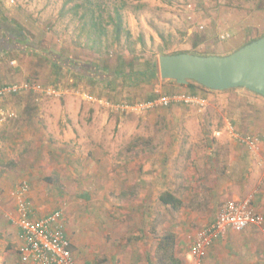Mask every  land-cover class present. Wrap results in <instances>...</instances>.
<instances>
[{
    "label": "rangeland",
    "instance_id": "1",
    "mask_svg": "<svg viewBox=\"0 0 264 264\" xmlns=\"http://www.w3.org/2000/svg\"><path fill=\"white\" fill-rule=\"evenodd\" d=\"M116 9L122 15L123 27L131 33H122L120 41L114 40L112 17ZM92 11L96 24L91 21ZM100 29H104L102 39L96 41ZM0 30L3 35H15L14 50L10 45L9 53L0 51L2 82L8 78L2 73L8 75L13 67L19 70L9 76L14 83L25 82L36 74L37 67L39 75L56 70L48 61L56 54L64 61L71 60L67 69L88 66L81 68L87 69L81 76L88 79H79L80 88H72L66 76L74 73L66 74L64 67L57 70L59 75L52 71L47 81H43L45 75L40 80L46 84L64 80L68 90L56 87L61 93L25 92L7 97L4 104L13 107L17 116L0 127V173L13 175L7 188L26 180L30 189L42 193L37 198L44 202L46 212L42 215L53 209L63 211L66 232L80 264H156L158 240L166 231L176 233V254L187 264L193 236L204 223L188 211L194 201L184 202V207L174 211L160 203L159 195L168 190L190 198L188 191L198 189L197 181L210 174L205 165L217 157V144L234 142L244 158L258 166L250 189L242 190V197H250L254 205L257 195L263 194L264 145L253 151L240 144L234 134L243 133L242 129L229 114L237 108L240 117L264 118V105L253 96L259 94L240 87L224 91L196 85L200 89L196 94L206 99L203 109L179 102L181 108L192 112L190 120L173 114L170 124L169 113L164 111L167 106L143 114L125 113L86 96H105L117 103L142 102L152 92L155 97L183 91L188 94L190 89H180L184 84L161 78L159 55L231 54L264 34V0H0ZM2 47H7L6 40L0 42ZM154 61L158 65L156 77H139L133 82L124 76ZM45 63L49 64L46 69ZM119 70L124 73L114 77ZM223 93L240 97L225 101ZM93 103L98 105L89 108ZM79 105L78 121L74 122L72 110ZM41 109L49 118L40 114ZM249 122L245 130L260 127ZM73 123L80 127L76 124V130H70ZM89 131L87 143L82 135ZM193 148L198 159L193 157ZM243 164L245 169L250 166L246 160ZM243 176L247 180L252 177ZM31 200L36 210L38 202L32 196ZM208 263L215 264L214 254Z\"/></svg>",
    "mask_w": 264,
    "mask_h": 264
},
{
    "label": "crops",
    "instance_id": "2",
    "mask_svg": "<svg viewBox=\"0 0 264 264\" xmlns=\"http://www.w3.org/2000/svg\"><path fill=\"white\" fill-rule=\"evenodd\" d=\"M13 32H15V31H13ZM3 34H4V32H2L0 30V42L3 40H6L7 47H2L0 49V51L2 50V52H8L9 53L10 50H12V48H9L10 45H13V50L15 48V35L13 33H12V35H8L7 33L5 35H3ZM51 50H53V49H51ZM45 55L47 56L48 54H45ZM53 57L54 56L48 57L49 58L48 61L50 60V63L53 65L52 68H56V70L55 69L52 70L53 73L56 72V74H57V70L59 72H61L62 68H64V67L66 68L67 64L55 65L52 61ZM61 60H62V58H61ZM43 66H44L43 68L46 69V67L47 68L49 67V64L45 63V64H43ZM38 68L39 67H37L35 69L36 74L34 75V72H33L31 74L32 76H30L27 79V81H37L38 83H40L44 86H53L54 88L57 87V88H61L63 90L69 89L68 87H66L64 85L65 84L64 80H61L59 82V83H61V87L58 85L59 83L46 84V83L42 82L40 80L41 75H45V78L43 81H47L48 78L50 77L49 73L52 71H47V73H42L39 75L38 72H40V71ZM71 68L73 70H75V67H71ZM72 69L65 70L66 74L68 72L74 73V74H67L66 77H69V79L71 80V83L74 85V87H72V88H76V85H77V88H80V86H78L79 85L78 83L80 82L79 79L80 78L88 79V77L87 76H81V74H83L81 71H83V70L73 71ZM16 70H18V69L13 67V69L10 70L11 72H8V75L6 74V72H4V74L2 73L3 78H6L7 76H8V78L4 82L0 81V86L5 85V84H10L11 82H13V83L16 82V81H10V79H9V76H11L14 72H16ZM0 73H1V71H0ZM121 73H124V70H119L118 72H115L114 77H119V74H121ZM75 74L77 76H75ZM36 75H38L37 77L39 79L36 78ZM57 75H59V74H57ZM57 77L58 76H55V79ZM50 79H52V78H50ZM98 80H100V79H98ZM180 89H184V90L190 89V92L186 91L189 95H194V96H198V97L202 98V96L196 94V92L191 93V88L188 86V84H184V85L180 86ZM196 89H198L197 86H195V91H196ZM198 91H200V89H198ZM91 95L94 96V94H91ZM222 95H223V98H225V101L228 99V97H230V99L240 97L236 93H233V94L223 93ZM96 96H97V98H100V99L109 100V98L105 97V96H100V95H96ZM96 96H94V97H96ZM253 96L257 97V100L261 104L264 105V97L263 96H261V95H258V96L253 95ZM211 97H212V95H209V97H207V98L211 99ZM202 99L206 100L205 98H202ZM231 102H234V101H231ZM179 104H180L179 102L173 103L172 105H170V108H169V106H167L168 108L164 109V111L166 113H169V115H167V121H169V124L173 120V116L175 114L180 116L181 120L182 119L186 120V121L190 120V116H191L192 112H190V110L187 109L186 107L181 108V105H179ZM186 104L188 106L191 105L188 103H186ZM91 105L95 106L98 104H96V103L90 104L89 108L91 107ZM182 106H184V105H182ZM193 106L196 107L195 105H193ZM8 107L14 109L11 106H8ZM22 107L23 108L26 107V104H23ZM72 111H73V121L77 122L78 121L77 116H79V113H80V105L76 110L74 109ZM97 112H98V110H97ZM97 112H95V113H97ZM40 114L49 118L48 117L49 113H47L46 111H43L42 109L40 110ZM229 114L231 115V117H233V119L235 121H237L236 126L240 129H242L241 131L243 133H241V134H243V135H248V134L261 135L262 136V138H261L262 144L264 145V118L262 116L257 115V116H253L251 118L250 117H247V118L240 117L238 112H237V108H236V110L230 111ZM105 116H106V114H105ZM147 117H149V116H147ZM147 117H145V118H147ZM153 119H154V116H153ZM249 121L254 122V123H259L260 127L257 130H245L246 128H248V125L250 124ZM153 122H156V121H153ZM76 124H78V123H73L72 125H69L70 130H76L75 129V127L77 126ZM2 125H0V127ZM78 127H80V124H78ZM248 131H251V132H248ZM82 132L83 131H80V134H83ZM73 133H75V132H73ZM90 133L91 132L89 131V132H87L86 135H82L83 139H85V141H87V143L90 142V138H89ZM5 134H6V132L2 133L1 135L4 136ZM238 134H240V133H238ZM0 140H2V138H0ZM236 148H237L236 144L232 141L225 144V145L217 144L216 145V156L217 157H214L212 159L213 162L207 161V163L205 165V168H207L206 172H208V170H209L210 174H207L205 177L201 178V180L197 181V185L199 186L198 189H196L194 192L192 190L188 191V192H191V194L189 193L191 196L189 194H187L188 197L190 196V198H187L186 195L182 196L184 202L194 201L192 207L189 206L188 211H189L190 215L193 216L194 219L198 220V222L202 221L204 223L203 226L212 222L216 218V216L220 212L219 206H222V204H224V202H225L224 200L226 198H228V199H243L244 197H242L243 196L242 190L244 191V190L250 189V185L253 182L254 173L258 172V169H257L258 166H256L254 164V161L250 162L249 157L244 158V154H242L240 152V150H237ZM208 149L211 150L210 147H208ZM194 150H195V148H193V150H192L193 151V157H194V159L195 158L198 159L199 156L197 154V150H196V152H194ZM219 151H221L222 154H217V153H219ZM143 160L146 161V159H143ZM245 160L250 165L248 168H246L247 170L245 169V165L243 164V161H245ZM153 163L154 162L152 161L151 165H153ZM239 163H242V164L240 165ZM190 164H195V165L197 164L198 165V163H196V160H190ZM219 165H222L221 168ZM249 170L252 172L249 173ZM11 173L12 172H9V174L8 173L5 174V172H4L3 173L4 175L8 174L6 177L1 176V173H0V192H2V197H1L2 202H0V209H3V211H4V212H2V210H0V264H27V263H24L22 261V258H21V247L23 244L22 231L19 228V226L16 224L17 214H16V202H15L14 192L18 188L19 184H17L15 187H13L11 189L7 188L10 185V182L12 180V179H10ZM244 174H246L247 178L249 177L250 174L252 175V177L247 180L243 176ZM241 177H244V178H241ZM259 182H261V179L259 180ZM241 183H243L242 186H241ZM257 188H259V186H257L256 189H254V191L257 190ZM197 192H199V193H197ZM247 194H248V192H247ZM29 195L32 196L38 202V204H40V205H38L37 202H35V205L37 204V206H35L36 207L35 215L36 216L42 215V213H43L42 211H45V210H43L44 209V205H43L44 202L42 203L41 201H39L37 199L40 197V195H42V193L41 192L37 193L36 189L34 187H32L29 191ZM38 195H39V197H38ZM197 195H199V198H197ZM257 196H258V198H256V201H255L256 204H254L253 206H254V209H256V210L258 208L259 211L257 210V212L259 214H261L264 218V192H263V194H259ZM52 211H54V209ZM52 211H49L47 213H50ZM4 218H6V222H5V220H4V222L2 221V219H4ZM71 242L73 244L72 240H71ZM189 250H190V248H189ZM213 254L215 255V264H264V231L262 228L255 226V225H250L247 228L243 229L242 231H231L230 230L227 232L225 237L221 238L220 240L218 239V241L215 240L214 243H211L210 245L207 246L206 253H205V256L203 259V260H205V258L207 257L206 264H207V261L209 260L210 256H212ZM77 264H80V263L77 261Z\"/></svg>",
    "mask_w": 264,
    "mask_h": 264
},
{
    "label": "built area",
    "instance_id": "3",
    "mask_svg": "<svg viewBox=\"0 0 264 264\" xmlns=\"http://www.w3.org/2000/svg\"><path fill=\"white\" fill-rule=\"evenodd\" d=\"M229 35V34H228ZM222 38H225L222 35ZM59 94L53 86H44L37 81L10 83L0 87V125L17 116L16 110L4 104L6 98L22 93ZM86 98L99 101L118 112L143 114L157 107L170 106L173 103L185 102L202 106L205 101L185 92L161 94L152 100L142 102H113L98 100L94 96ZM235 139L251 150L261 148V139L257 135L234 134ZM30 186L26 180L19 183L14 192L16 202V224L22 231L23 244L21 258L27 264H77L72 250V242L66 232L63 211L56 209L50 213L36 216L35 208L29 195ZM0 192V202H2ZM255 225L264 231V218L253 207L251 198L228 199L224 202L216 218L199 229L190 244V260L187 264H204V256L208 245L225 237L228 231H242Z\"/></svg>",
    "mask_w": 264,
    "mask_h": 264
},
{
    "label": "water",
    "instance_id": "4",
    "mask_svg": "<svg viewBox=\"0 0 264 264\" xmlns=\"http://www.w3.org/2000/svg\"><path fill=\"white\" fill-rule=\"evenodd\" d=\"M158 61L163 79L195 81L213 90L240 87L264 97V34L228 55L164 53Z\"/></svg>",
    "mask_w": 264,
    "mask_h": 264
},
{
    "label": "trees",
    "instance_id": "5",
    "mask_svg": "<svg viewBox=\"0 0 264 264\" xmlns=\"http://www.w3.org/2000/svg\"><path fill=\"white\" fill-rule=\"evenodd\" d=\"M76 7H83V4H75ZM88 9H90V7H87ZM91 11V9H90ZM92 18L91 21L93 22V24H96V15L95 13L92 11ZM112 21L114 23V40L115 41H120L121 40V34L125 33L127 36L130 35V31L126 30L123 27V20H122V15L121 13L118 11V9H116V14L115 16L112 17ZM100 33H98L97 35L99 36L98 39H96V41H99L102 39V33L104 32V29H100L99 30ZM176 53V52H175ZM178 53V52H177ZM53 63L55 65H61V64H67L68 62H70L71 60H61V55L60 54H56L53 59H52ZM61 61V62H60ZM78 64V63H77ZM75 69L79 68L80 70H87V69H81V68H87L88 66H84L83 64H78V65H74ZM77 70V69H76ZM78 71V70H77ZM158 75V65L157 62H148L147 63V67L143 70H134L131 72H125L124 76L127 77L129 80L136 82L137 80H139L138 78H144V79H148V78H154ZM7 85V84H5ZM189 87L191 88V93L195 92V86L199 85L202 88H205V86L192 81L189 84ZM4 86V85H2ZM1 87V86H0ZM155 98V94L154 92L147 94L146 95V100H152ZM145 100V101H146ZM128 102V101H125ZM129 103H132L129 101ZM159 201L162 205L169 207L170 209L174 210V211H178L180 210L182 207L185 206L184 204V200L183 198L177 196L176 194H174L171 191H164L159 195ZM176 243H177V237H176V233L174 231H166L165 233H163L158 240V245L156 247V264H183V261L177 256L176 254ZM73 250V248H72ZM74 252V251H73Z\"/></svg>",
    "mask_w": 264,
    "mask_h": 264
}]
</instances>
